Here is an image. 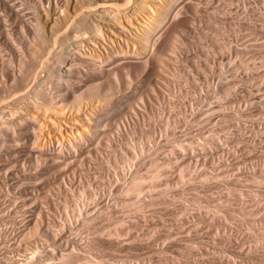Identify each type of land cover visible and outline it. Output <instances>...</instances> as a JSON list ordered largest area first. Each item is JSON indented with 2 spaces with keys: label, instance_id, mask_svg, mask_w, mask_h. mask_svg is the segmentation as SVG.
I'll list each match as a JSON object with an SVG mask.
<instances>
[{
  "label": "rangeland",
  "instance_id": "rangeland-1",
  "mask_svg": "<svg viewBox=\"0 0 264 264\" xmlns=\"http://www.w3.org/2000/svg\"><path fill=\"white\" fill-rule=\"evenodd\" d=\"M2 1L4 0H0V14H2L0 18V28H7L9 23V25L14 26V23L12 22H14L16 16V19H19L21 17V14L18 15L16 13L19 12L13 10L11 11V14L12 12H14L12 15H7V13H5V10H3L5 1L4 3ZM15 1L18 5L22 2L20 5H22L23 7L27 6V9L29 8L28 10L30 11V13H35L34 9L36 8L34 7V5L36 3L35 1L38 2V0ZM42 1L46 3V0ZM226 1L227 0H207L208 3L207 7H205V10L197 9L196 13L190 11L187 13L188 15L186 14V16L189 17L191 21L193 19V21L191 22V24L188 22L186 26L182 27V34L180 33V31V34H177V38L180 37L182 40L181 41L179 38V42L181 41V44H179V50L176 52V54H179H172V56L170 55L171 53L167 51V53L170 55L169 58V55L166 53V51H164V66L162 65L161 68L167 67L168 69L162 68L160 75L162 76L163 74L164 76L165 74V76L168 78L165 77V80H160V78H158L159 81H156L155 79L157 78H154V76H152L150 78H152L153 80H149V85L148 83H146L144 74L137 73L133 76H130L129 82H131V84L123 85L122 82L120 84V81H118L119 90L115 89V92L113 91V95L115 96H113L111 92L112 96L110 95V98H108L109 101L108 99L106 101V105L110 106L109 109H112L111 113L113 112V115L115 113H118V111L121 110L120 107L123 103L138 106V111L136 113V111L130 110L132 115L129 112L125 118L118 120L119 122L114 120L111 121V119H108V121H110L108 122L105 119L106 122L103 120L102 124L100 123V125H98L99 127L97 126V132H99L100 134L104 133L103 135H100V137L103 138H101L102 141H100L99 144V148L101 149L99 150L100 154L98 153L99 156H91L92 158L89 159L88 157L90 156H87V159L85 158L87 161L85 162L87 164H85L84 162L81 164L80 161V163L76 162L78 160L75 159V161L69 159L70 162L68 160L64 162H57L59 164L62 163L63 165L60 164L58 166L57 164V168L51 166V168L54 167L52 168L53 170L49 168L50 166L41 165L42 162L40 161L39 162L41 164L38 162L39 166L36 164V162H34V165H30V163L28 165V163H26L23 166L24 168H26L25 170L28 174V177L26 178H32V181L31 179H26L23 185L19 186V184H16L18 188L15 186V182H8L7 184L9 186L5 185L7 189L6 187L3 188L4 185L0 188V245H2L3 243L5 244V246L4 244L0 246V264H26L27 261L24 262L26 260L24 258L30 256L31 251L37 252V258L45 260L49 264L50 262L51 264H61L66 259L62 258L61 256L65 257L66 255L67 257L72 252L74 254L79 253L78 255H82V257L84 255L85 257H87V260L89 258L87 264H213L215 261L216 262L214 264H225L226 261V264H237V262L238 264H256L258 260H263L264 262V258L260 259L257 255L261 253L260 251L262 250L264 252V249H262V247L264 248L263 243L262 245L261 243H257L255 246V243L253 241L251 243V241L247 240L243 235L244 233H249L251 230V232L253 233L250 232V234L255 235L258 233L257 231L255 232V230H253L252 224H254L255 226L254 229L260 227L261 225H264L262 221V216H264V210H262L264 209V180L262 178V174L264 173V0H239L235 1V3H237L233 4L232 7L229 6L230 8L226 5ZM241 4L244 5V8ZM237 5L241 6L238 7ZM229 9L230 11L228 12ZM28 10L27 12H29ZM212 10L213 12H215L213 13ZM5 14L7 15L6 17H8L9 22L5 17ZM13 15L16 16L14 17ZM4 22L6 26L3 24ZM186 28L189 30H187ZM182 36L183 38L186 37L184 38L186 39V41L182 39ZM2 46L4 45L2 44ZM47 47L53 50V48H51L52 46ZM0 48V59H2V56L3 58L4 56H8L7 58H9L10 53L6 51L5 46ZM181 48L184 50H182ZM49 49H46V55L44 54V58L48 56V51H51ZM174 58L177 59L173 60ZM165 62L167 63L165 64ZM103 63L105 64V62ZM172 66L173 68L170 69V67ZM38 70H35V72ZM170 72L171 74L174 72L173 75H170ZM140 80H144L146 85L143 84L144 81L143 83H141L142 81L140 82ZM155 84L157 87L155 86ZM163 84L164 87L166 86L165 88L162 86ZM39 85H44V82H40ZM142 86H144L145 88ZM149 88L155 89H150L148 94L147 90ZM157 88H159L160 90H158ZM161 89H163V91ZM135 91H140L141 93L137 92L138 94H136ZM139 94L141 95V99L139 97L137 98ZM153 94H155V96ZM111 97L114 99V101L115 98L118 99V104L123 101L121 104H119L120 107L117 104V100L116 102H114V104L116 103V106L118 105L117 107L113 104V102H111L113 101ZM118 97H121V100L123 98V100L121 101ZM131 97L134 100H132ZM84 106L89 108V104L87 105L85 103ZM103 122L105 125L103 124ZM108 131L109 133H107ZM106 142L110 146H104ZM203 145H205V148ZM175 147H177V150ZM185 147H188V149ZM189 148H192V151ZM209 150L212 151L209 152ZM184 155L189 156L185 157ZM94 157L96 159H94ZM181 157L184 158L182 159ZM99 158H101L102 160ZM18 161L22 164L23 158L22 160H17V162ZM151 161L152 163H150ZM167 161L171 162L167 163ZM3 162V165H6L5 160ZM147 162H149L148 165ZM154 162L157 164L156 167H158L159 163H162L163 165L161 164L159 165V167L165 169V171L161 169V172L159 171V167L157 168L158 171L161 172L158 173L160 174V180L159 178H157L158 174L156 175L157 177L154 176L155 173H157V169L154 167L155 164H153ZM6 163L11 164V162L8 161H6ZM97 163H99L100 165ZM1 164L2 162L0 163V165ZM152 164L154 167L153 169ZM3 165H1L2 167L0 166V171L2 170L1 172L4 171L3 173H12L11 171H14L13 169H10L11 165L7 164L6 166H4L6 169L3 167ZM8 168L10 170H8ZM40 168H42V171L40 170ZM49 169H51L52 171H50ZM153 170H155V172ZM166 170H168L170 173ZM221 170L223 171L221 172ZM181 171L183 173H181ZM49 172H51L52 174ZM171 172H173V174ZM140 173L142 176L140 175ZM244 173H246V176L244 175ZM258 173L261 174V177ZM166 174L168 177L166 176ZM217 174L220 175L217 176ZM162 175L163 177H161ZM133 176L136 179H141V184L144 185V188H142L143 193L141 194V198L139 199L137 196L134 197L133 194L131 195L127 192H123V188H121L123 185L125 187V184L133 179ZM204 176H208V178H206L205 180L204 178H202ZM214 176L217 177L215 178ZM249 176L253 177L251 179L254 180L252 181ZM150 177L156 178L155 180H151ZM178 178H180V180ZM191 178L193 182H190ZM247 178L251 181L249 180V182ZM37 179L39 180V183ZM235 180H238V183ZM256 180H259L258 185ZM152 181H154L155 184ZM231 182L233 183L230 185ZM30 183L32 186H34L33 188H35H32L31 190L33 191L32 196L30 195V193L32 192L29 193L30 189H28ZM34 183H36L39 187ZM156 183L162 184L157 185ZM216 183H219L218 185H220L222 188L219 187ZM225 183H227V185ZM10 185L14 188H9L11 187ZM247 185L248 187H246ZM26 186H28V188ZM146 186H148V190L146 189ZM154 186L157 188H155ZM25 187L27 188V190ZM251 187L253 189H251ZM220 188L223 191L220 190ZM237 189L239 190V192ZM247 189L250 190L248 191ZM227 190L229 192L230 190H232L234 193L231 191V195H229L230 193ZM224 192L226 193L224 194ZM240 192L243 195L240 194L239 196ZM259 192H262V194H259ZM237 193L241 198H239L238 196L236 197ZM126 194H129L127 195L128 200ZM219 194L222 197H219ZM124 195L126 197H124ZM130 195L132 196L131 198L129 197ZM166 196H168L169 200H167L168 198ZM243 196L244 199H242ZM256 196H258L259 198L261 197V199H259L258 197V199L255 198V202H258L257 205H255V202L253 203L254 199L252 198ZM123 197L126 199H123V201L120 202L119 199L121 200ZM31 198H35L34 200H36V202H34ZM222 198L225 200L231 199L232 205H230V203L227 201L226 203L228 204H226ZM140 199H144L146 202L149 200L150 204H146V202L142 200L144 201L143 203H145L143 204ZM152 199L154 201L156 200V202H153ZM159 199H161L162 202L165 200L166 204L165 202L161 203ZM198 199L199 202L201 201V204H198ZM239 199H241L242 202L244 200V202L241 203V200ZM258 200L261 201L259 202ZM124 201L125 203H123ZM128 201L130 203H128ZM137 201L140 202V204L145 208L143 207V209H141V205H139ZM246 201L249 202L247 203ZM134 202L139 206L137 207L141 210L137 209L136 206H133L136 205ZM121 203H123V206ZM222 203L225 205L222 206ZM249 203L251 204L250 206L252 208L250 206H247ZM130 204L132 205V208L135 207L133 211ZM73 205H77L78 207L80 206V210H82V213H79L78 211H76L75 213L73 209H75L76 206L74 207ZM101 205L103 208H100ZM211 205L215 206L216 208L213 207L212 210ZM226 205L228 206V212ZM217 206L219 209L217 208ZM245 206L250 207L251 209L248 208V210H246ZM180 207L182 208L180 209ZM183 207H185L186 210L183 209ZM207 207L210 209L207 210ZM201 210L203 213L201 212ZM24 211H26V213H23ZM31 211L32 213H30ZM41 211L42 213L44 212V217H42L43 223L46 226L51 227L52 229L56 222L57 227L54 228H56L57 231L59 227L62 226L60 225V223L64 224L67 221L76 222L77 220L76 223L78 225L74 228L75 230L73 229L74 233L71 232V234L68 235L69 233H63V231L60 230L62 229V227L59 229L60 231H58V233L60 232L61 236H58L62 241L60 247L55 248L57 251H54L55 249L52 246L50 247L46 243L42 242L41 238H39L40 236H32V234L28 235L27 233L30 227L34 225L33 223H35V225L40 223L41 216L39 217V212ZM196 211H199V214ZM213 211L214 213L212 214ZM230 211L234 213L235 216L239 212L237 216H239L240 218L236 217L238 219L233 220L234 222L228 221L227 218L225 220V214L229 213ZM247 211L250 212V214L247 213ZM106 212H108L107 215L102 216L103 214H106ZM216 212H218V214L220 213L222 217ZM254 212L258 213L256 214ZM259 212L261 214H259ZM31 214H33L34 216L31 217ZM45 215L47 216L45 217ZM93 215H96L97 217L99 215L101 216L99 217L100 219L96 218L95 216V219ZM204 215H209L213 218L211 217L210 219L209 216L207 218ZM255 215L258 216L255 217ZM241 217L247 218L244 221V219H242ZM259 217H261V219ZM87 218H90V220H87ZM202 218H204L206 222L204 219L202 220ZM219 218L221 219L219 220ZM109 219H112L113 222ZM207 219H210L209 221L211 222H209ZM251 219L254 220L252 221ZM216 220L222 221L223 225L228 222L229 223L226 224L224 228L222 226H216ZM89 221H91V223H89ZM207 221L209 222V224L211 223L212 226L209 225ZM258 221H260V226L258 225ZM47 222L53 225H49ZM83 222H85V225L83 224ZM246 222H249L250 224H247ZM92 225L94 228H91ZM227 226H230L231 228H228ZM234 226L237 227L234 228ZM246 226L248 227V229ZM262 226L260 228L264 229V226ZM239 227L241 228L239 229ZM229 229H231L230 233L232 235L229 234ZM235 229H238L239 231L241 230L240 233H237L238 230L236 231ZM93 230L95 231V234L98 230V234H93ZM234 231L236 234L234 233ZM68 236L73 239L70 240V237ZM220 237H222L221 240ZM227 238H230L228 240L229 243H227ZM95 240L97 241L95 242ZM7 242L19 244L20 250L12 251L11 249H7L9 248L7 247V245L10 244ZM231 242L234 244H232ZM239 243L242 244L239 246ZM243 243L246 244L244 245ZM248 243L252 244H249V247L252 251L257 248L256 251L253 252L250 250L251 255H245L246 252H250L249 250H246L248 249ZM190 246L194 249H191ZM236 246H238V248ZM243 246H246V248ZM259 246H261V248ZM3 247H6L4 248L5 250L3 249ZM238 249L240 250V252ZM180 250L182 252L184 250L185 251L182 254V252H179ZM45 251H53L56 253H54V256L50 255L48 256V259H45L47 258L44 256ZM222 251H224L223 253H226L227 256L229 254H233V258H231L232 255L230 257L223 255ZM41 252L44 255H42ZM215 253L217 257H215L216 255H213ZM239 253H243V255L245 256H243L242 254L240 256ZM221 254L224 257H222ZM253 254L255 255V257L257 256L256 258H258V260L255 259ZM218 255H221V257H219ZM237 255L239 256V258ZM249 255L253 257L249 258ZM246 256L248 257L244 258ZM61 258L64 260H61ZM208 259L212 260L208 261ZM229 259L231 260L229 261ZM249 259L252 260V262ZM253 259H255L257 262ZM60 260L61 262H59ZM257 264H259V262Z\"/></svg>",
  "mask_w": 264,
  "mask_h": 264
},
{
  "label": "bare ground",
  "instance_id": "bare-ground-1",
  "mask_svg": "<svg viewBox=\"0 0 264 264\" xmlns=\"http://www.w3.org/2000/svg\"><path fill=\"white\" fill-rule=\"evenodd\" d=\"M4 1H5V4L3 5L4 6L3 10H5V13H7V15H9V14L12 15L14 12H12V14H11V11L15 10L16 12H19L16 14H18V15L21 14V17L20 18L18 17L19 19H16L17 16L15 15L16 16L15 17L13 15L15 17L14 22H12V23H14V26L9 25L10 24L9 23L8 24L9 28L8 27L7 28H5V27L0 28V43H2L5 46L6 51H8L10 53L9 58H7L8 56H6V57L4 56V58H3L2 54H1L2 59H0L1 60L0 61V74H1V77H0V160L2 162L1 165L4 164L3 161L5 160V164L11 165L10 169L14 170V171H11L12 173H8V172L3 173L4 171L3 172H1L2 170L0 171V188L3 185H4L3 188L6 187L8 185L7 184L8 182H15L16 187H17L16 184H19V186L23 185L25 180L27 179L26 177H28V174L25 170L26 168L23 167L24 164H26V163H28V165H29V163H30V165L31 164L34 165V162H36V164L39 166L38 162L40 161V162H42V164L39 162L41 165H44V166L47 165V166H50L49 168H51V166L56 167L57 164H58V166L60 164H62V163L59 164L57 162H62V161L64 162L67 160L70 162L69 159H72L73 161L78 160L76 162L80 161L81 164L83 162L85 164H87L86 163L87 162L86 161L87 156H90V157H88V159L92 158L91 156H95V157L99 156V154H100L99 150H101L99 148V146H100L99 144H100V141H102L101 138H103V137H100V135H103L104 133H102V131H101L102 134L97 132V130H98L97 126L100 125V123L102 124V121L103 120L105 121V119L107 121H108V119H111V121L112 120L118 121V120H121L122 118H125L126 115L130 112V110L136 111V113L138 111L137 110L138 106H133L132 104L129 105L128 103H123L120 107L119 104H121L123 102L122 101L123 98L121 100V97L120 98L118 97L122 101L121 103L118 104L119 100L115 98V101H114V99L111 97L113 99V101H111V102H113V104H114V102H116V100H117V104L121 108V110L118 111L119 110V107H118V110H117L118 113H115L114 115H113V112L111 113L112 109H109L110 106L106 105V103H107L106 101L108 98H110L109 96L111 95V92L113 95V91L115 92V89L119 88L118 87V84H119L118 81H120V84L122 82L123 85L124 84L125 85L131 84V82H129L130 76L131 75L133 76L137 73H143L144 77L146 78V83H148L149 85H150V81H151L150 79H152L150 77H152V76H154V78L156 77L157 79L160 78V80H165L166 78H168L165 76V74H164V76H163V74H162V76L160 75L161 74L160 72L163 68V67L161 68V66L164 64L163 59H165V58H163L164 53H165L164 51H166V53L168 51L169 53H171L170 55L176 54V52L179 50V44H181L180 42L182 41L181 38L179 37L181 40L179 42V38H177V34L179 33V31L182 34V32H181V30L183 29L182 27L186 26V24H188V22L191 24V22L193 21V19L191 21L190 18L186 16V14L190 11H193V13L194 12L196 13L197 9L205 10L206 9L205 7H207V3H208L207 0H46V3L43 2L42 0H38V2L35 1L36 3L34 5V7L36 9H34L35 13L33 12L34 13L33 14V13H30V11L28 10L29 8L27 9V6L23 7L22 5H20L22 2L19 4L20 5V7H19V5L16 3L15 0H4ZM4 1H2V2L4 3ZM235 1H239V0H227L226 5L228 7L229 6L232 7L233 4L237 3V2L235 3ZM26 5H28V4H26ZM241 5H239V6H241ZM243 6L244 5H242V7ZM27 10L29 12H27ZM32 10H33V8H32ZM229 11H230V9L228 10V12ZM206 12H207V10H206ZM212 12H213V10H212ZM1 15L2 14H0V18H1ZM7 15L5 14V17ZM10 17H12V16H10ZM6 18L8 21V17H6ZM6 18H5V20H6ZM2 21H4V20H2ZM7 21H5V22H7ZM11 21H12V19H11ZM5 22L3 23L4 25H5ZM187 30H189V29H187ZM184 36H185V34H184ZM184 38H186V37H184ZM184 38L182 36V39L186 41V39H184ZM2 44H0V47H4V46H2ZM47 46H52L51 48H53V50L49 49V47H47ZM164 47H166V48H164ZM47 48L51 51L50 52L48 51V53H47L48 56L44 58V54H45ZM185 49H186V47H185ZM182 50H184V49H182ZM0 51H1V48H0ZM177 54H179V53H177ZM168 55H166V56H168ZM170 55L168 56L169 58H170ZM178 56H180V55H178ZM42 58H44V59H42ZM175 59H177V58H174L173 60H175ZM103 62H105V64ZM178 62H179V60H178ZM166 63L167 62H165V64ZM173 66L170 67V69H172ZM165 68H167V67H164L163 69H165ZM35 70H38L39 72L38 71L35 72ZM173 73L171 74V72H170V75H173ZM40 74H41V76H40ZM170 75H169V77H170ZM157 79H155V80L159 81V79L158 80ZM141 81L142 80H140V82ZM143 81L141 83H143ZM40 82H44V85H39ZM152 83H153V81H152ZM154 83H156V82H154ZM143 84H145V81ZM158 84H159V82H158ZM155 86H156V84H155ZM162 86L164 87V84ZM142 87H144V86H142ZM139 88H140V86H139ZM151 88H149L147 90L148 94H149V90ZM154 89H151V90H154ZM157 89L160 90L159 88H157ZM161 90L163 91V89H161ZM137 92H136V94L141 93L140 91L138 93ZM117 93H118V91H117ZM142 93H144V92H142ZM155 94H153V95L155 96ZM113 96H115V95H113ZM140 96L141 95L139 94V96H137V98L139 97L141 99ZM156 97H157V95H156ZM125 98H126V96H125ZM132 100H134V99L132 98ZM108 101H109V99H108ZM85 103L87 105L89 104V108L84 106ZM145 104H147V103H145ZM109 105H110V103H109ZM111 105H112V103H111ZM130 114H131V112H130ZM108 122H110V121H108ZM103 124H104V122H103ZM116 124H114V125H116ZM100 129H101V127H100ZM107 133H109V131ZM103 142H104V139H103ZM106 143L105 144L102 143V144H104V146H108L109 144L108 143L106 144ZM214 143H215V141H214ZM193 144H194V142H193ZM188 145H190V144H188ZM203 146L205 148V145H203ZM218 146H220V145H218ZM101 147H103V146H101ZM175 148L177 150V147H175ZM185 148L188 149V147H185ZM181 149H182V147H181ZM189 149H191V151H192V148H189ZM195 150H197V149H195ZM191 151H189V152H191ZM211 151L212 150H209V152H211ZM220 152H222V151H220ZM193 153H194V151H193ZM205 153H206V151H205ZM212 155H213V153H212ZM177 156H179V155H177ZM188 156H185V157H188ZM95 157H94V159H96ZM22 158H23L22 164L19 161L17 162V160H20V159L22 160ZM79 159H81V160H79ZM99 159H101V158H99ZM99 159H97V160H99ZM153 159H155V158H153ZM90 160H92V159H90ZM6 161L11 162V164L6 163ZM168 162L169 161H167V163ZM140 163H141V161H140ZM148 163L149 162H147V165H148ZM150 163H152V161ZM97 164H99V163H97ZM153 164H155L154 167L157 169L159 167V165H161L162 163L161 164L159 163L158 167H156L157 164L155 162ZM153 164H152V169L154 168ZM6 165H3V167ZM224 165H225V163H224ZM38 166H36V167H38ZM220 166H222V165H220ZM54 167H52V168H54ZM179 167H180V165H179ZM165 168H166V166H165ZM10 169L8 168V170H10ZM41 169L42 168H40V170ZM51 169H49V170L52 171L53 169L52 170ZM161 169H163V168L159 167V171L162 172ZM171 169H173V168H171ZM171 169H169V170H171ZM163 170L165 171V169H163ZM260 170H262V169H260ZM153 171L155 172V170H153ZM159 171L157 169V171H156L157 173H155L154 176H156L158 173H161ZM166 171L169 172L168 170H166ZM222 171L223 170H221V172ZM226 172H227V170H226ZM228 172H229V170H228ZM49 173H51V172H49ZM171 173L173 174V172H171ZM181 173H183V172L181 171ZM62 174H63V171H62ZM62 174H60V175H62ZM137 174H139V173H137ZM205 174H206V172H205ZM245 174L246 173H244V175ZM258 174H260V173H258ZM140 175H141V173H140ZM159 175L160 174H158V177L157 176L156 177L159 178L160 177ZM163 175L161 177H163ZM207 175H209V174H207ZM219 175L217 174V176H219ZM262 175H263L262 178L264 180V173ZM46 176H50V175H46ZM134 176H135V174H134ZM134 176H133V179H131L130 181H128V179H127L128 182L127 183L125 182L126 186L124 187V185H123L121 188H123L122 189L123 192H125V193L127 192L131 195L133 194L134 197L137 196L139 199V198H141V194L143 193L142 188H144V185L141 184L142 183V181H140L141 179L140 180L136 179V178H134ZM141 176H140V178H141ZM166 176H167V174H166ZM205 176L202 178H204L206 180V178H208V176L207 177H205ZM156 177H154V178L150 177V178H151V180H153V179L155 180ZM214 177H213V179H214ZM225 177H226V175H225ZM241 177H243V176H241ZM260 177H261V174H260ZM180 178H178V179L180 180ZM186 178H187V176H186ZM202 178H201V180H202ZM251 178H253V177H250V179ZM30 179L32 181V178H30ZM30 179L28 178L27 180H30ZM250 179H248V181ZM159 180H160V178H159ZM251 180L253 181L254 179H251ZM37 181L39 183L38 179H37ZM42 181H43V179H42ZM235 181H237V183H238V180H235ZM258 181L256 180L257 185L259 183ZM152 182H154V181H152ZM164 182H165V180H164ZM164 182H163V184H164ZM190 182H193L192 178L190 179ZM208 182H210V181H208ZM216 182H218V181H216ZM158 183H159V181H158ZM227 183H225V184L227 185ZM232 183L233 182H231L230 185ZM237 183H235V184H237ZM27 184H28V182H27ZM34 184L37 185L36 183H34ZM154 184H155V182H154ZM160 184H162V183H160ZM160 184H157V185H160ZM207 184H209V183H207ZM244 184H243V186H244ZM251 184H252V182H251ZM25 185H26V183H25ZM142 185H143V187H142ZM30 186H29V188H28V186H26V187L28 189H30L29 193L32 192V193H30V195L32 196L33 191H31V190L34 186H32L31 183H30ZM218 186L221 187L220 185H218ZM243 186H242V189H243ZM16 187H15V190H16ZM147 187L148 186H146V189H147ZM160 187H158V188H160ZM238 187H240V186H238ZM246 187H248V185ZM9 188H14V187L11 186ZM27 188H26V190H27ZM155 188H157V187H155ZM221 188H220V190H222ZM260 188H259V191H260ZM6 189H7V187H6ZM33 189H35V188H33ZM146 189H145V191H146ZM251 189H253V188L251 187ZM151 190H153V189H151ZM159 190H161V189H159ZM247 190L249 191L250 189H247ZM231 191L232 190H230V192ZM26 192H28V191H26ZM123 192H121V193H123ZM238 192H239V190H238ZM247 192H246V194H247ZM225 193L226 192H224V194ZM129 194H126V196ZM228 194H226V195H228ZM240 194H242V193L240 192L239 196H240ZM259 194H262V192L261 193L259 192ZM131 195L129 196L130 198L132 197ZM229 195H231V193ZM235 195H233V196H235ZM126 196L124 195V197H126ZM160 196H159V198H160ZM233 196H232V198H233ZM237 196H238V193H237L236 197ZM124 197L121 200L119 199V201L121 202V201H123V199H126ZM166 197L168 198V196H166ZM219 197H222V196H220V194H219ZM257 197L258 196L252 197L254 199L253 203L255 202V200H256L255 198H257ZM239 198H241V197H239ZM34 199L35 198H33L32 200L34 202H36V200H34ZM215 199H213V200H215ZM234 199H235V197H234ZM234 199H232V200H234ZM242 199H244V196ZM259 199H261V197ZM127 200H128V196H127ZM127 200H125V201H127ZM140 200L142 201L144 199H140ZM152 200H150V201H152ZM167 200H169V198ZM223 200L225 201V203L227 201L230 203V205H232L231 199H226V200L223 199ZM239 200H241V199H239ZM33 201H31V202H33ZM101 201H103V200H101ZM125 201L123 203H125ZM144 201H142V203ZM159 201L161 203L165 202V204H166L165 200L162 202L161 199H159ZM205 201H206V199H205ZM71 202H72V200H71ZM153 202H156V200L155 201L153 200ZM170 202H171V200H170ZM200 202L198 199V204H201ZM243 202H244V200H243ZM243 202L241 200V203H243ZM246 202L248 203L249 201H246ZM69 203H70V201H69ZM123 203H121L122 206H123ZM128 203H130V202L128 201ZM138 203H139V205H141L140 202H138ZM196 203H197V201H196ZM203 203H205V202H203ZM101 204H102V202H101ZM118 204H120V203H118ZM143 204H145V203H143ZM146 204H150L149 200L146 202ZM226 204H228V203H226ZM257 204H258V202H255V205H257ZM103 205H104V203H103ZM206 205H208V204H206ZM224 205L225 204L222 203V206H224ZM250 205L251 204L249 203L247 206H250ZM73 206L74 207L76 206L75 209H73L75 211V213H76V211H78L79 213H82V210H80V206L79 207L77 205H73ZM108 206H106V207H108ZM133 206L137 207L138 205L136 204ZM211 206H212V210H213V207H215L216 204H215V206H213V205H211ZM101 207H102V205L100 206V208ZM138 207H137V209L141 210V209H143L144 206L141 205L140 206L141 209ZM203 207H204V205H203ZM237 207H238V205H237ZM250 207H246L245 209L248 210V208H250ZM131 208H132V205H131ZM134 208H132V211ZM181 208L182 207H180V209ZM215 208H214V210H215ZM217 208H218V206H217ZM255 208H256V206H255ZM126 209H128V208H126ZM183 209H185V207H183ZM209 209L210 208H208L207 210H209ZM236 209H239V208H236ZM129 210H130V208H129ZM255 210H257V209H255ZM262 210H264V209H262ZM199 211H196V212H198V214H199ZM239 211H241V210H239ZM177 212H178V210H177ZM201 212H202V210H201ZM227 212H228V206H227ZM230 212L225 214V217H224L225 220L227 218L228 221H233L235 219L237 220L238 218H240L239 216H237V214H239V212L236 214V216L234 215V213H232V212L230 213ZM23 213H26V211H24ZM28 213H29V210H28ZM30 213H32V211ZM43 213H42V211L39 212L40 215L37 213L39 215V217L41 216L40 217L41 221L37 225H35V223H33L34 225L31 226L30 229L28 228L29 230L27 233H28V235L32 234V236H34V235L40 236L39 238H41L42 242L46 243L50 247L52 246L54 249L56 247H60L62 240L59 239L58 235H60V232L58 233V231L61 230V231H63V233H65V232L69 233L68 235H70L71 232L74 233L73 229L75 227H77V225H78L76 223L77 220H76V222H73V221L68 222L67 221L66 223L63 222L64 224L60 223V225H62V226H60V225H58V226H60L59 229L61 227H62V229H60V230L58 229V231H57V229L54 228V227H57L56 222H55L56 226L55 225L53 226V228L56 230H54L53 228L51 229V227H48L43 223V220H42L43 219L42 217H44ZM79 213H78V215H79ZM107 213L108 212H106V214H103V215L101 213V215L104 216V215H107ZM186 213H187V211H186ZM186 213H184V214H186ZM213 213H214V211L212 212V214ZM216 213L218 214V212H216ZM247 213L250 214V212H248V211H247ZM254 213H256V212H254ZM259 214H261V213L259 212ZM31 215H30L31 217L34 216L33 214H31ZM101 215H99L98 217L96 215L95 216H96V218L100 219L99 217ZM218 215H221V214L219 213ZM46 216L47 215H45V217ZM95 216H94V218H95ZM208 216H205V217L208 218ZM253 216H252V218H253ZM256 216H258V215H255V217ZM211 217L212 216H209L210 219H211ZM221 217H222V215H221ZM236 217H238V218H236ZM262 217L264 219V216H262ZM91 218H92V216H91ZM241 218L244 219V221H245L247 217H245V218L241 217ZM259 218L261 219V217H259ZM88 219L90 220V218H87V220ZM200 219H201V217H200ZM203 219L204 218H202V220ZM210 219H207V220L209 221ZM220 219L221 218H219V220ZM249 219H250V217H249ZM263 219H262V221L264 223ZM219 220H216L217 225L216 224H214V225L224 227L226 224L229 223L227 221L228 223L223 225V223H222L223 219H222V221H219ZM240 221H242V220H240ZM112 222H113V220H112ZM203 222H201V223H203ZM205 222H206V220H205ZM209 222H211V221H209ZM209 222H208V224H209ZM259 222L260 221H258V225H259ZM36 223H37V221H36ZM47 223L49 224V222H47ZM84 223L85 222H83V224ZM89 223H91V221H89ZM119 223H120V220H119ZM238 223H241V222H238ZM49 225H53V224H49ZM209 225H211V223ZM231 225H233V224H231ZM252 225H253L252 226L253 230H255V232L257 231L258 233L257 234L254 233L255 235L250 234V232L252 231L251 230L249 233L248 232L244 233L243 234L244 237L247 240L251 241V243L253 241L255 243V246L257 243H259V244L261 243V245L263 243V246H264V233H263L264 229L260 228L262 225L260 224L261 226L259 225L260 227L255 228V229H254V227H255L254 224H252ZM90 227H89V229H90ZM227 227L229 228L230 226H227ZM235 227H237V226H234V228ZM91 228H94L93 225ZM95 228H97V227H95ZM240 228L241 227H239V229ZM89 229H87V230H89ZM247 229H248V227H247ZM94 230H96V229H94ZM229 230H228L229 234H231L230 233L231 229H229ZM97 231H96V234H98ZM240 231L238 230L237 233L238 232L240 233ZM243 231H245V230H243ZM234 233H235V231H234ZM251 233H253V232H251ZM93 234H95V231ZM256 235H259V236H256ZM65 236H67V235H65ZM29 237H31V236H29ZM68 237H70V236H68ZM236 238H238V237H236ZM72 239L70 237V240H72ZM221 239H222V237H220V240ZM229 239L230 238H227V241ZM231 239H234V238H231ZM220 240H218V241H220ZM96 241L97 240H95V242ZM72 242H74V241H72ZM221 242H224V241H221ZM7 243H10V244L7 245ZM7 243H6V245H7V247H9L7 249H11L12 251L13 250H17V251L20 250L19 244H17V243L13 244L11 242H7ZM192 243H193V241H192ZM227 243H229V241ZM235 243H236V240H235ZM251 243L247 244L248 249H246V250H249V251L251 250V248L249 247V244H251ZM214 244H216V243H214ZM232 244H234V243H232ZM241 244L239 243V246ZM2 245H0V246H2ZM4 246H5V244H4ZM92 246H94V245H92ZM217 247H218V245H217ZM236 247L238 248V246H236ZM243 247L246 248V246H243ZM259 247L261 248V246H259ZM4 248H6V247H3V249ZM190 248H191V246H190ZM239 248H241V247H239ZM54 249H52V250H54ZM188 249H186V250H188ZM191 249H194V248H191ZM256 249L253 251H256ZM262 249H264V248L262 247ZM182 250H183V248H182ZM231 250H233V249H231ZM246 250H245V252H246ZM54 251H57V250L55 249ZM251 251L249 253L246 252L245 255H248V254L251 255ZM179 252H182V251L180 250ZM183 252H182V254H183ZM223 252L224 251H222V253ZM239 252H240V250H239ZM260 252L261 253L257 254L258 253L257 252L256 254L258 255V257L260 259L264 258L263 250ZM36 253L37 252H35V251H31L30 256H27L26 258H24L26 260L25 261L23 260V261L24 262L27 261L26 264H49L45 260L37 258ZM44 253H45V255L42 254V252H41V254L47 258H45L44 256L43 257L45 259H48L49 258L48 256H50V255L54 256V253H56V252L45 251ZM58 253H60V252H58ZM72 253L70 255H68L67 257H66V255H65V257H63L60 254V256L62 258H64V259L66 258L65 260L61 258V260H64V262H62L63 264L64 263L65 264H87L88 263L89 258L87 260L86 259L87 257H85L84 255L82 257V255L81 256L78 255L79 253H77V254H74V253L72 254ZM184 254H186V253H184ZM204 254H205V252H204ZM209 254H211V253H209ZM241 254L243 255V253H241ZM241 254H240V256H241ZM190 255H191V253H190ZM213 255H216V253ZM221 255L220 256L218 255V256L221 257ZM223 255H226V253L225 254L223 253ZM223 255H222V257H224ZM231 255H232L231 258H233V254H231ZM231 255L229 254L228 256L230 257ZM245 255H243V256H245ZM250 255H249V258L253 257ZM51 257H50V259H51ZM215 257H217V255ZM247 257L248 256H246L244 258H247ZM254 257H255V255H254ZM256 257H255V259L258 260V258H256ZM183 258H185V257H183ZM238 258H239V256H238ZM240 258H243V257H240ZM212 259H208V261L212 260ZM255 259H253V260H255ZM61 260L59 262H61ZM220 260H221V258H220ZM230 260L231 259H229V261ZM246 261H247V259H246ZM250 261L252 262V260H250ZM261 261L258 260L259 264H264L263 260H261ZM213 262H214V260H213ZM234 262H237V261H234ZM226 263H227V261H226ZM50 264H51V262H50ZM237 264H238V262H237Z\"/></svg>",
  "mask_w": 264,
  "mask_h": 264
}]
</instances>
